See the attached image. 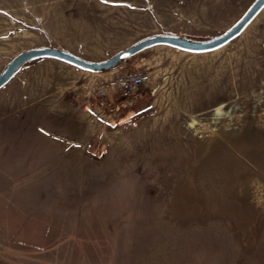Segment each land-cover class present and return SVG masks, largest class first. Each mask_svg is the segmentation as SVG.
I'll return each instance as SVG.
<instances>
[{
    "label": "rangeland",
    "instance_id": "1",
    "mask_svg": "<svg viewBox=\"0 0 264 264\" xmlns=\"http://www.w3.org/2000/svg\"><path fill=\"white\" fill-rule=\"evenodd\" d=\"M253 1L0 0V72L37 46L212 38ZM123 63L145 73L128 97L52 57L0 87V264H264V6L216 49Z\"/></svg>",
    "mask_w": 264,
    "mask_h": 264
},
{
    "label": "water",
    "instance_id": "2",
    "mask_svg": "<svg viewBox=\"0 0 264 264\" xmlns=\"http://www.w3.org/2000/svg\"><path fill=\"white\" fill-rule=\"evenodd\" d=\"M263 6L264 0H254L243 15L232 26L212 38L194 39L173 33H156L145 36L102 60L86 59L56 46H37L22 50L10 59L1 70L0 87L8 82L23 64L41 57H52L87 71L102 72L115 68L129 56L146 47L156 44H166L191 52L213 50L238 36Z\"/></svg>",
    "mask_w": 264,
    "mask_h": 264
},
{
    "label": "built area",
    "instance_id": "3",
    "mask_svg": "<svg viewBox=\"0 0 264 264\" xmlns=\"http://www.w3.org/2000/svg\"><path fill=\"white\" fill-rule=\"evenodd\" d=\"M123 62L115 67L119 72L114 76L112 81H105L95 87V96L101 97L117 92L121 96L128 97L143 83L145 73L141 70L127 71L124 69Z\"/></svg>",
    "mask_w": 264,
    "mask_h": 264
},
{
    "label": "crops",
    "instance_id": "4",
    "mask_svg": "<svg viewBox=\"0 0 264 264\" xmlns=\"http://www.w3.org/2000/svg\"><path fill=\"white\" fill-rule=\"evenodd\" d=\"M117 72H118V69H116V68H113V69H112V73H111V74H115V75H116V74H117Z\"/></svg>",
    "mask_w": 264,
    "mask_h": 264
},
{
    "label": "trees",
    "instance_id": "5",
    "mask_svg": "<svg viewBox=\"0 0 264 264\" xmlns=\"http://www.w3.org/2000/svg\"><path fill=\"white\" fill-rule=\"evenodd\" d=\"M182 36H184V35H182ZM186 37H188V36H186Z\"/></svg>",
    "mask_w": 264,
    "mask_h": 264
}]
</instances>
